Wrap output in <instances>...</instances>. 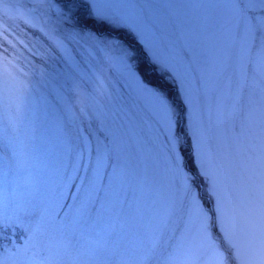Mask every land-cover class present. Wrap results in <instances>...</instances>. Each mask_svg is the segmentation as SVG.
Segmentation results:
<instances>
[{
  "label": "snow or ice",
  "instance_id": "1",
  "mask_svg": "<svg viewBox=\"0 0 264 264\" xmlns=\"http://www.w3.org/2000/svg\"><path fill=\"white\" fill-rule=\"evenodd\" d=\"M0 10L48 26L62 67L41 86L77 97L42 118L5 50L0 264H264V0Z\"/></svg>",
  "mask_w": 264,
  "mask_h": 264
},
{
  "label": "rangeland",
  "instance_id": "2",
  "mask_svg": "<svg viewBox=\"0 0 264 264\" xmlns=\"http://www.w3.org/2000/svg\"><path fill=\"white\" fill-rule=\"evenodd\" d=\"M16 0H8L9 4L15 3ZM35 26H32V25ZM3 27H7V33H3ZM43 28L44 31L40 29ZM48 31V26L43 21H31L25 23L24 20L14 18L11 13L5 15L3 10H0V68L3 66L5 50L8 59H12L14 56H19L25 66V70L31 72L35 69L36 74L31 76L34 81L33 87L35 88L34 102L37 114L42 118L49 113H55L57 105H63L69 100L71 96V102L76 103L77 97L75 94H70L65 89L62 90L58 84L51 83L48 87L41 86L40 72H50L53 67H62V62L59 60V53L56 51L53 41L45 35ZM5 36L7 39H5ZM73 45H69L72 47ZM60 84H64L61 80ZM113 84L116 88H120L119 84ZM49 121L52 116L48 115ZM51 137L46 132L43 134L41 143L47 146L50 143ZM38 160L41 166L48 164L45 152L42 150L38 154ZM48 179L55 181V171L53 168L48 169ZM24 235L20 232H15L12 235V239L15 243L21 244L24 240Z\"/></svg>",
  "mask_w": 264,
  "mask_h": 264
}]
</instances>
